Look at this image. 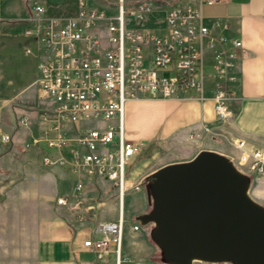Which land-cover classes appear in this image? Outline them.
<instances>
[{
	"label": "built area",
	"instance_id": "obj_1",
	"mask_svg": "<svg viewBox=\"0 0 264 264\" xmlns=\"http://www.w3.org/2000/svg\"><path fill=\"white\" fill-rule=\"evenodd\" d=\"M105 9L86 6L79 0L74 18H52L45 7L35 3L23 19V36L32 47L24 54L37 63L34 85L40 92L37 111L41 122L49 124L35 141L59 150L74 144L72 158L42 157L45 168L67 166L76 175H88L114 182L121 209L118 220L101 223L100 239H89L84 246L102 260L114 247L120 260L125 219L123 199L143 190L144 180L129 182L128 168L140 146L124 137L126 109L130 102L143 100H213L217 120L225 125L232 118L230 104L239 81L240 40L214 36L200 6L228 0H99ZM154 10L164 14L165 28L156 31L134 29L127 21L141 20ZM113 11V12H110ZM101 122L100 127L92 125ZM26 127V116L19 119ZM202 134L212 135L209 125ZM53 135V136H50ZM201 132L189 139L196 141ZM10 136L0 130V143ZM239 162L257 178L264 179V151L246 150L240 140ZM84 185L78 182L72 193L57 199L60 208H72L75 218L95 217L94 208L79 211ZM136 223L134 231L140 230Z\"/></svg>",
	"mask_w": 264,
	"mask_h": 264
},
{
	"label": "crops",
	"instance_id": "obj_2",
	"mask_svg": "<svg viewBox=\"0 0 264 264\" xmlns=\"http://www.w3.org/2000/svg\"><path fill=\"white\" fill-rule=\"evenodd\" d=\"M183 1L197 3V0ZM39 4L44 6L41 2ZM28 5L30 8V4ZM29 8L26 9L23 0H0V31L5 32L22 26L24 29L23 19L27 16ZM200 9L214 36L228 38L229 41L240 40L243 44L239 50L236 97L230 104L232 118L227 124L222 125L216 118L215 103L210 99L205 102L192 99L130 102L126 109L124 137L127 141L141 146L142 154L139 152L134 158L128 168L127 178L131 183L144 180L143 189H147L155 172L150 164L157 151L150 159H143V154L152 146L156 150L162 147L184 151L185 159L172 162L180 163L190 161L199 153L206 151L207 149L202 147L210 142L213 148L208 150H214L229 161L234 169L242 172L245 166L239 162L241 151L235 147L240 140L245 141L246 150L249 152L255 148L264 151V0L220 1L213 5L200 6ZM78 13L79 0L73 10L60 8L55 12L48 11L46 15L52 18H74ZM34 64L37 78L35 60ZM35 80L31 87H36ZM1 94L0 91V111L6 106V100L1 98ZM35 95L38 103L40 96L38 89ZM16 110L21 111L22 116H32L37 122H41L37 109L36 113L32 114L23 108ZM205 125L212 127V135L202 134L201 130ZM0 130L5 133L1 128V115ZM193 132H201L202 135L196 141L190 140ZM73 149L74 144H71L69 148L60 150V154L55 158L63 157L70 160ZM39 150H42L39 153L42 155L40 157L42 166V157L47 154L43 153L44 148L40 144ZM29 155L27 152L21 157L18 156L19 161L15 160L11 153L0 155V264H177L175 261L172 263L156 261L155 248L150 244L147 246L141 243L140 233L148 225L138 231L131 227L126 235L124 231L120 260L117 259L114 247L110 248L104 259L98 260L96 254L84 246V242L102 238L97 232L99 224L116 221L105 213L107 208L111 207L117 213L118 219L121 200L117 185L88 175H76L69 167L62 165L49 167L50 171L46 172L34 166L29 161ZM12 160L15 165L10 167L8 161L11 163ZM136 163L138 165L133 167ZM172 163H167L166 166ZM29 170L33 172V177L29 176ZM61 180L68 183V190L62 194L58 185ZM78 182L84 185L83 193L87 189L97 192V184L100 182L116 187L117 193L102 201L83 198L82 194L78 205L79 211L84 212L93 207L95 217L79 221L75 218L76 211L70 207L69 216L65 220L55 214L54 208L65 209L57 206V199L72 193ZM142 193L130 192L125 195L123 199L125 224L124 206L127 196L139 204L140 199L135 197ZM146 206L152 208L150 200L145 204V208ZM100 214L102 217L98 221ZM139 215L147 214L144 210ZM129 218H132L131 214ZM186 264L229 263L194 260Z\"/></svg>",
	"mask_w": 264,
	"mask_h": 264
},
{
	"label": "water",
	"instance_id": "obj_3",
	"mask_svg": "<svg viewBox=\"0 0 264 264\" xmlns=\"http://www.w3.org/2000/svg\"><path fill=\"white\" fill-rule=\"evenodd\" d=\"M151 180L157 187L153 212L136 222L141 227L155 222L164 239L161 228L180 240L187 254L181 263L165 239L177 264L224 262L235 247L243 250L244 264H264V211L246 197L244 179L229 161L203 151L165 166Z\"/></svg>",
	"mask_w": 264,
	"mask_h": 264
},
{
	"label": "rangeland",
	"instance_id": "obj_4",
	"mask_svg": "<svg viewBox=\"0 0 264 264\" xmlns=\"http://www.w3.org/2000/svg\"><path fill=\"white\" fill-rule=\"evenodd\" d=\"M28 2L30 6L39 2L43 3L45 7V14H47L48 11L55 12L60 8L73 10L77 7V0H28ZM24 6L26 7L25 3ZM86 6L88 8L94 9H105L100 4L99 0H86ZM127 24L129 27L134 29L159 32L165 27L164 14L160 10H154L141 20L129 19L127 21ZM22 30L23 26L14 27L10 30H6L5 32L0 31V91L2 92L1 98L3 100H6V106H4L0 111L1 128L6 134L10 136V141L8 143H0V155L4 153H11L13 154L15 160L19 161L20 158H18V156L21 157V155L28 152L30 154L28 157L29 161L34 166L46 172H49V168H44L40 164V157L42 155L40 156L39 153L42 150H39V144L37 145V147H35V141L38 137L37 135H39V132L41 130L48 129L49 124L46 122H37L35 117L32 118V116H28V125L26 127H23L19 123V119L22 117V113H20L21 111L16 110L18 108H23V110L32 114L34 112L36 113V109H39V105L37 103L35 95L37 87H31L32 82L36 79V68L34 64V58L27 57L24 54V49L26 46H33V40L31 38L24 37L22 34ZM11 104L12 108H10ZM92 125L95 127H100L102 123L94 122L92 123ZM25 131H30L33 136L31 135V133ZM35 133H37L36 136L34 135ZM50 136L53 135L50 134ZM40 146L44 148L43 153L51 157L55 158L60 154L59 149L55 147H50L45 141H42L40 143ZM202 148L207 149V152H210L215 156L224 159L223 156L217 154L216 152H214V150H208L213 148L210 142H208ZM139 151H141V146L139 148ZM155 151H157V155L151 161L150 164V166H152L155 171L153 172V175L157 173L156 171L162 170L167 163L181 161L185 159L186 156V153L184 151H174L172 149L162 147H159L156 150V148L152 146L149 151H146L143 154V159H150L153 154H155ZM8 163L7 164L10 167L15 165V162L13 160L11 163L8 161ZM137 165V163L133 164V167ZM235 172L240 174L241 177L244 179V191L246 197L249 199V201H251V203L255 207L264 211V179H260L255 177L254 175H251L247 171L246 167L243 169L244 173L236 169ZM28 174L29 176L33 177L32 171L29 170ZM155 184L156 182L151 183L150 197L148 196L149 191L147 189H143V193L135 197L137 199H140L139 204H136L134 201L131 200L129 196H127L126 204L124 206L126 212L125 235L126 233H128L129 230H131L130 228L136 224L135 221L139 213H143L145 210V213L149 215L153 212L156 200L155 195L157 194V187ZM58 185L61 194L68 190V183L66 181L61 180ZM97 187V192H93L87 189V191L83 193V198L102 201L117 193L116 187L105 185L103 182L97 184ZM145 195L147 196V198L149 197L150 199H147ZM147 200H150L152 208H150V206H146L145 208V204L148 202ZM70 209L71 208H54V211L56 215L66 220V218L69 216ZM105 213L112 220H118L117 213L113 209H111V207L107 208L105 210ZM130 214L132 218H129ZM101 217L102 214L99 215L98 221L101 220ZM88 219H92V217H88L87 220ZM82 227L84 226L82 225ZM140 238V240L142 241L141 243H143V245L148 246L150 244L155 248L154 259L156 261H169L171 263L174 261L171 249L168 247V244L166 243L163 235L159 233L158 226L155 222H151L146 228H143L142 232L140 233ZM242 258L243 250L240 247H235L231 250L230 255L224 261H227L229 264H244Z\"/></svg>",
	"mask_w": 264,
	"mask_h": 264
},
{
	"label": "bare ground",
	"instance_id": "obj_5",
	"mask_svg": "<svg viewBox=\"0 0 264 264\" xmlns=\"http://www.w3.org/2000/svg\"><path fill=\"white\" fill-rule=\"evenodd\" d=\"M161 230H162V232H163V234L165 236V239L173 247V249H174V251H175V253H176L177 257H178V261H180V262L183 261L184 258L187 256V254L184 252L180 240L177 237L169 234L168 232H166L162 228H161ZM243 249H244L245 253H249L250 252V250L248 248H246V247H243ZM227 253H228V251H227ZM189 257L190 258H195L196 256L193 255V254H190Z\"/></svg>",
	"mask_w": 264,
	"mask_h": 264
},
{
	"label": "trees",
	"instance_id": "obj_6",
	"mask_svg": "<svg viewBox=\"0 0 264 264\" xmlns=\"http://www.w3.org/2000/svg\"><path fill=\"white\" fill-rule=\"evenodd\" d=\"M161 1L172 2V0H161ZM23 2L26 4V9L28 10V4H29L28 0H23ZM144 184H145V183H144ZM144 184H143V185H144Z\"/></svg>",
	"mask_w": 264,
	"mask_h": 264
}]
</instances>
